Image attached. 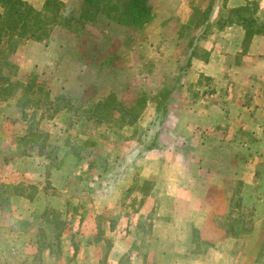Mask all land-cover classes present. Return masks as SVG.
<instances>
[{
    "label": "rangeland",
    "instance_id": "obj_1",
    "mask_svg": "<svg viewBox=\"0 0 264 264\" xmlns=\"http://www.w3.org/2000/svg\"><path fill=\"white\" fill-rule=\"evenodd\" d=\"M24 1L47 14L52 8L45 0ZM57 1L51 22L61 16L69 28L21 39L10 54L16 75L0 70L10 76L0 88L30 85L29 93L18 88L15 96H0V264H109L117 239L130 248L115 264H200L193 258L202 254V264H264V123L255 136L239 125L219 126L229 139L218 144L207 135L175 141L161 134L175 113L183 120L203 113L169 108L184 101V84L207 88L213 100L214 86L243 90L226 78L218 86L193 77L190 61L207 55L197 43L199 24L209 34L242 18L247 30L264 34V21L253 17L256 0L233 9L226 0H195L186 23L170 11L176 0H148L151 19L133 30L121 22L129 21V0ZM256 58L229 60L246 65ZM250 91L264 107V81ZM139 92L147 101L133 123L119 110L97 122L94 103L113 96L128 105ZM233 110L225 116L239 109ZM215 183L224 188L226 207L211 226L228 239L218 251L211 250L214 236L203 237L183 214L192 207L184 199L209 196Z\"/></svg>",
    "mask_w": 264,
    "mask_h": 264
},
{
    "label": "crops",
    "instance_id": "obj_2",
    "mask_svg": "<svg viewBox=\"0 0 264 264\" xmlns=\"http://www.w3.org/2000/svg\"><path fill=\"white\" fill-rule=\"evenodd\" d=\"M193 1L195 0H176L172 7L170 6V11L171 13L174 12L175 18H179L180 22L186 23L192 11L191 4H193ZM256 2L259 7L253 14V17L258 22H262L264 21V0H256ZM245 3L246 0H226V6L229 9L238 8L245 5ZM156 14L158 15L157 19L154 18L155 22L161 18L159 12ZM196 30L202 34L198 38L197 43L207 51V55L204 57H192L190 61L191 68L189 69L191 70V75L193 77L200 75L208 77L213 81V84L216 83L218 86H220V81L224 78L228 81L233 80L230 81V86H234V89H237L236 84L239 82L243 90L236 91L235 93L234 91L231 92V88L229 87V90L222 92L219 87L214 86V89L211 90L216 92L215 96L212 97L215 99L213 100L207 98L209 93L207 88H203V86L191 87L188 84H184V101L172 100L169 103V108L175 109V107H181L190 112H193L195 108H199V111L202 110L201 112L203 113L201 115L199 113L193 114L186 120H183L182 117L175 113L176 116L171 120V125L166 126L164 129L167 131L162 130L161 134L167 133L170 135L171 133L172 139H175V141L195 140L200 138V135H207V138H215L218 144V141L223 143V141H227L229 138L224 137L222 130L217 128L219 126L224 127L225 124L229 123L232 126H242V129L245 128L250 133L254 131L253 135L255 136L257 131L260 130L258 126L264 123V119L261 118V115L264 114L262 113L264 107H261L257 102L255 96L250 93V89L253 90L255 88L256 82L264 81L260 77L261 73H264V67L262 68L264 66V34L255 32L247 47L244 48L245 28L241 25V21L236 18L227 19L223 24L215 28L214 33L207 34L209 30H205L204 24H199ZM175 36L177 37L178 35L175 33ZM241 55H251L257 58L253 63L246 65L243 63H233L229 60L230 57ZM195 92L198 96L195 95ZM238 96H242L245 99H239ZM237 108L239 110L235 114L228 117L225 116L224 113L227 109L233 110ZM211 111L215 112L212 116L210 115ZM257 114H260V116H257ZM245 124L247 125L246 127ZM220 167L219 165V169ZM176 168L183 169L184 166L182 163H178ZM211 168L206 167L204 170L207 172ZM174 180L175 183L178 181L176 178ZM184 200L185 203L189 202L192 205L190 211L183 213L184 216L189 217L187 219L193 221L194 227L199 229V233L203 237L209 238L207 236H210L212 238L211 236H214V245L211 247V250L214 251L215 247L216 251H218L220 246L225 244V241L228 239H219L218 234H220L221 230L213 228L211 221L214 216L224 214L226 207L224 188L220 184L215 183L214 190L209 196L191 198L190 201L189 198ZM175 202L176 204H181L179 196L176 197ZM143 206H146V202ZM129 248L130 245L125 240L117 239L109 253V264L117 263L119 257L127 252ZM136 257L139 260L141 259L139 256ZM193 260H198L200 264L207 262L206 255L204 254L193 258Z\"/></svg>",
    "mask_w": 264,
    "mask_h": 264
},
{
    "label": "trees",
    "instance_id": "obj_3",
    "mask_svg": "<svg viewBox=\"0 0 264 264\" xmlns=\"http://www.w3.org/2000/svg\"><path fill=\"white\" fill-rule=\"evenodd\" d=\"M91 1L92 0H84V2L87 3ZM60 4L61 3L57 0H45V8L48 6L52 7V12L50 11V13L47 14L46 11L36 10L24 0H0V70L11 71L9 74L11 77L16 75L18 65L10 59V54L17 48L21 39L39 41L43 38L52 37L57 27H60V29H58L59 31L62 30L61 28H69L70 25L61 23V21L64 20L61 16H59L58 22L53 24L51 22L58 16L57 10ZM82 13L85 18L88 17L87 9H84ZM125 13L126 19H129V21L126 22L125 18H123L121 22H125L132 30L145 25L152 16L148 0H129ZM81 16L83 15L81 14ZM240 21H243L242 18ZM241 25L245 28L243 46L246 48L253 34L258 31L252 29L251 31L247 30L246 25L242 22ZM9 75H0V79L2 81H8L10 78ZM18 88L23 89L25 93L30 92V85L27 83L21 81L7 82L5 88H0V96H3V93L5 96H15L14 93ZM11 90H14V93H11ZM116 100L117 99L113 96H108L92 105L98 110L96 114L98 123L112 120L116 110L124 112L121 114L123 117L129 116L130 120L127 122L128 124L133 123L138 118L141 110L146 106L147 101L144 92L137 93L132 104L122 106L121 103Z\"/></svg>",
    "mask_w": 264,
    "mask_h": 264
}]
</instances>
